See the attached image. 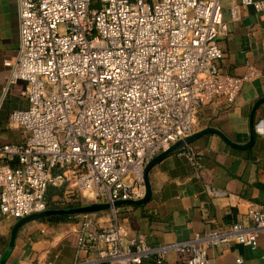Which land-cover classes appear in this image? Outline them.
I'll return each mask as SVG.
<instances>
[{"label":"built area","instance_id":"obj_1","mask_svg":"<svg viewBox=\"0 0 264 264\" xmlns=\"http://www.w3.org/2000/svg\"><path fill=\"white\" fill-rule=\"evenodd\" d=\"M223 2L264 10V0H16L19 45L4 65L8 84L27 83V108L10 114L26 138L0 143V215L19 220L44 212L50 187L63 190L61 208L143 199L146 165L193 134L200 108L216 99L232 104L257 76L216 67L219 40L228 35ZM255 129L264 136L259 124ZM176 154L199 169L193 147ZM248 219L250 225L151 247L142 235L126 238L116 221L98 224L84 215L73 264L152 257L162 264L171 252L187 256L186 264H211V248L235 242L256 249L264 206Z\"/></svg>","mask_w":264,"mask_h":264},{"label":"crops","instance_id":"obj_2","mask_svg":"<svg viewBox=\"0 0 264 264\" xmlns=\"http://www.w3.org/2000/svg\"><path fill=\"white\" fill-rule=\"evenodd\" d=\"M259 1V0H256ZM235 7L237 19L232 18ZM228 35L219 40L223 56L216 63L220 73L243 76L249 69L257 76L244 82L235 101L216 99L200 108L193 133L204 128L219 130L236 144L249 140V116L255 102L264 98V10L222 3ZM19 45L16 0H0V143L21 144L26 133L10 123L14 110H24L27 83L8 84L10 70L4 63L14 60ZM255 126L264 128V102L254 115ZM199 154V169L191 168L176 153L157 163L149 172L151 200L143 206L122 205L93 215L98 224L116 221L126 238L142 235L154 247L187 243L212 229H227L235 222L250 225L248 212L264 206V136L256 131L247 149L228 146L214 134L191 145ZM90 202V201H87ZM76 221L48 225L40 220L22 226L4 264H73ZM20 220V219H19ZM18 220L0 215V262ZM211 264H264V233L255 250L231 242L207 251ZM187 256L169 253L162 264H186ZM80 262H86L85 256ZM85 264V263H84ZM143 264H157L149 258Z\"/></svg>","mask_w":264,"mask_h":264},{"label":"water","instance_id":"obj_3","mask_svg":"<svg viewBox=\"0 0 264 264\" xmlns=\"http://www.w3.org/2000/svg\"><path fill=\"white\" fill-rule=\"evenodd\" d=\"M264 102V98L258 100L253 105L250 116H249V140L245 144H236L229 139H227L219 130L214 128H204L200 131L194 132L192 135L179 140L178 142L172 144L167 150L161 152L156 157H154L144 168L143 171V180L145 185V195L144 198L141 200H128V201H115L113 203H102V202H92L86 205H81L77 207H69V208H62V209H52V210H45L44 212L33 214L28 217H25L23 219H20L17 221V223L14 225L11 234H10V240L8 247L6 249L5 255L2 258L0 264H4L7 257L9 256L15 241V236L17 234V231L24 226L25 224H28L30 222L42 220L44 218L50 217V216H84V215H96L102 212L114 210L115 208L122 206V205H129L134 207L143 206L146 203H148L152 198V190L151 185L149 182V172L151 169L160 161L165 159L166 157L186 148L187 146H190L195 140L201 138L202 136H205L207 134H214L221 138L228 146L235 148V149H247L249 148L255 138V123H254V115L258 108V106Z\"/></svg>","mask_w":264,"mask_h":264},{"label":"trees","instance_id":"obj_4","mask_svg":"<svg viewBox=\"0 0 264 264\" xmlns=\"http://www.w3.org/2000/svg\"><path fill=\"white\" fill-rule=\"evenodd\" d=\"M63 194V190L61 189H55V188H48L46 192V202H47V210H52V209H62L61 207L57 206L56 199L60 198ZM64 208V207H63ZM67 208V207H66ZM79 218V216H50L47 218H44L40 220L41 223H45L48 225H59L63 224L66 222H72L76 221Z\"/></svg>","mask_w":264,"mask_h":264},{"label":"rangeland","instance_id":"obj_5","mask_svg":"<svg viewBox=\"0 0 264 264\" xmlns=\"http://www.w3.org/2000/svg\"><path fill=\"white\" fill-rule=\"evenodd\" d=\"M197 125H198V124L196 123V119H195V128L197 127ZM89 203H92V201H90V202H87V201H86V202H84V205L89 204ZM89 216H90L91 218H94L93 215H89ZM79 218H82V216H79ZM80 220H81V219H80Z\"/></svg>","mask_w":264,"mask_h":264}]
</instances>
